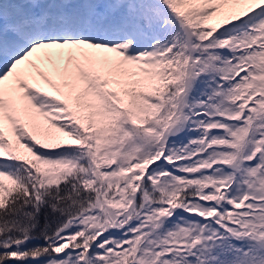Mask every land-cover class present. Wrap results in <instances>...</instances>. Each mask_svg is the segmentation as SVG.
I'll return each instance as SVG.
<instances>
[{
	"label": "snow or ice",
	"instance_id": "snow-or-ice-1",
	"mask_svg": "<svg viewBox=\"0 0 264 264\" xmlns=\"http://www.w3.org/2000/svg\"><path fill=\"white\" fill-rule=\"evenodd\" d=\"M0 264H264V0H0Z\"/></svg>",
	"mask_w": 264,
	"mask_h": 264
}]
</instances>
